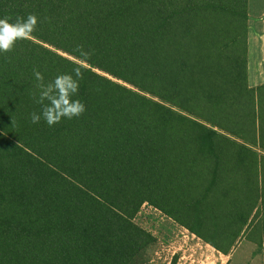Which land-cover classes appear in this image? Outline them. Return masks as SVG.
<instances>
[{
    "label": "trees",
    "instance_id": "1",
    "mask_svg": "<svg viewBox=\"0 0 264 264\" xmlns=\"http://www.w3.org/2000/svg\"><path fill=\"white\" fill-rule=\"evenodd\" d=\"M29 13L0 55V264H149L145 203L224 254L254 228L262 242L248 0H0V16ZM77 65L84 112L31 123L34 70Z\"/></svg>",
    "mask_w": 264,
    "mask_h": 264
},
{
    "label": "clouds",
    "instance_id": "2",
    "mask_svg": "<svg viewBox=\"0 0 264 264\" xmlns=\"http://www.w3.org/2000/svg\"><path fill=\"white\" fill-rule=\"evenodd\" d=\"M36 25L37 16L34 13L14 19L7 15L0 16V55L11 51L17 41L27 39ZM76 50L83 59L90 56V52L80 45H77ZM81 67L77 65L71 72L58 73L47 81L40 71L34 70L33 75L39 89L35 102L40 105V111L30 114L31 123H39L42 119L51 127L61 119L70 120L84 112L85 104L77 96L83 79Z\"/></svg>",
    "mask_w": 264,
    "mask_h": 264
},
{
    "label": "rangeland",
    "instance_id": "3",
    "mask_svg": "<svg viewBox=\"0 0 264 264\" xmlns=\"http://www.w3.org/2000/svg\"><path fill=\"white\" fill-rule=\"evenodd\" d=\"M135 222L148 229L157 238L149 252V264H224L226 262V257L220 255L213 246L148 203L142 205L135 216ZM246 235L241 239L243 240ZM244 242L230 264L240 263V253L247 247V241Z\"/></svg>",
    "mask_w": 264,
    "mask_h": 264
},
{
    "label": "crops",
    "instance_id": "4",
    "mask_svg": "<svg viewBox=\"0 0 264 264\" xmlns=\"http://www.w3.org/2000/svg\"><path fill=\"white\" fill-rule=\"evenodd\" d=\"M247 80L251 87L264 86V0H248ZM259 151L264 154V147H259ZM258 240V231L254 228L228 254L219 252L226 257L224 264H230L244 241L247 247L240 253L239 264H264V237L261 243Z\"/></svg>",
    "mask_w": 264,
    "mask_h": 264
}]
</instances>
